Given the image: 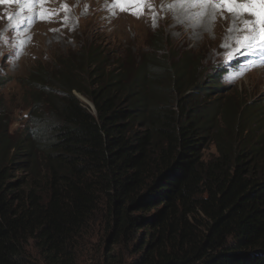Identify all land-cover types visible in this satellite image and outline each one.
I'll use <instances>...</instances> for the list:
<instances>
[{"label": "trees", "instance_id": "1", "mask_svg": "<svg viewBox=\"0 0 264 264\" xmlns=\"http://www.w3.org/2000/svg\"><path fill=\"white\" fill-rule=\"evenodd\" d=\"M150 40L39 65L20 105L0 82V264H81L96 225L98 264H264V115L246 104L220 126L224 107L199 101L218 76Z\"/></svg>", "mask_w": 264, "mask_h": 264}, {"label": "rangeland", "instance_id": "2", "mask_svg": "<svg viewBox=\"0 0 264 264\" xmlns=\"http://www.w3.org/2000/svg\"><path fill=\"white\" fill-rule=\"evenodd\" d=\"M171 1L144 0L142 7L132 5L123 11L117 0H40L30 7L25 6V0L0 3V82L4 97L16 105L30 102L26 93L30 86L25 83L29 73L39 65L50 66L92 39L110 51L140 54L151 50L150 39L159 31L174 55L189 52L193 56L201 80L206 75L218 76L220 93L199 101H215L224 107L220 126H227L246 104L256 103L257 117L264 115V48H255L256 42L251 40L248 43L252 48L236 43L238 38L252 35L244 22H254L256 17L247 13L234 17L200 0ZM262 2L257 0L258 5ZM44 13L47 15L42 17ZM10 15L14 16L11 21ZM234 24L238 30L229 31ZM230 52L234 55L229 59ZM27 112L15 111L11 129L23 126ZM262 120L264 125V116ZM215 154L214 144L207 143L204 156ZM94 230L86 237L87 249L81 246V264H98L104 239L101 226L96 225Z\"/></svg>", "mask_w": 264, "mask_h": 264}, {"label": "snow or ice", "instance_id": "3", "mask_svg": "<svg viewBox=\"0 0 264 264\" xmlns=\"http://www.w3.org/2000/svg\"><path fill=\"white\" fill-rule=\"evenodd\" d=\"M5 2H15L19 3L20 0H0V3ZM34 2H40V0H25V6L30 7ZM201 3L207 6L208 4H213L215 7L227 10L231 12L234 17H239L247 13L248 15L256 17L254 22L245 21L246 29H248L252 35L245 36L243 39H237L236 43L239 47H249L252 48L253 45L249 44L248 41H254L255 48L260 49L264 48V2L257 4V0H200ZM117 3L120 5L121 10H127L132 5H136L137 7H142L144 0H117ZM65 10H67V5L63 6ZM259 7L260 11H257L256 8ZM54 14V13H53ZM47 15V13L42 14V17ZM14 18L13 15L8 17L9 21ZM255 25L253 27L252 25ZM235 24L233 28L229 29V31H236ZM245 29H239V31H244ZM228 47V45H224ZM234 55V52H230L227 55V58H231ZM242 74V73H241Z\"/></svg>", "mask_w": 264, "mask_h": 264}, {"label": "clouds", "instance_id": "4", "mask_svg": "<svg viewBox=\"0 0 264 264\" xmlns=\"http://www.w3.org/2000/svg\"><path fill=\"white\" fill-rule=\"evenodd\" d=\"M77 96H78V97L80 96L79 98H80L82 101H84V99H85V98H84L83 96H81V95H79V94H77ZM83 98H84V99H83ZM84 102H86V103H88L89 105H91V103H90V102H88L87 100H86V101H84Z\"/></svg>", "mask_w": 264, "mask_h": 264}, {"label": "bare ground", "instance_id": "5", "mask_svg": "<svg viewBox=\"0 0 264 264\" xmlns=\"http://www.w3.org/2000/svg\"><path fill=\"white\" fill-rule=\"evenodd\" d=\"M172 1H173V0H172ZM172 1H171V2H172ZM173 2H175V1H173ZM181 4H182V3H181ZM178 9H179V8H178ZM177 12H178V11H177ZM182 14H183V13H182Z\"/></svg>", "mask_w": 264, "mask_h": 264}, {"label": "water", "instance_id": "6", "mask_svg": "<svg viewBox=\"0 0 264 264\" xmlns=\"http://www.w3.org/2000/svg\"><path fill=\"white\" fill-rule=\"evenodd\" d=\"M84 99V98H83ZM84 101H86V99H84Z\"/></svg>", "mask_w": 264, "mask_h": 264}]
</instances>
